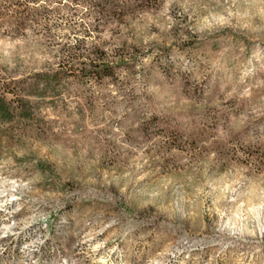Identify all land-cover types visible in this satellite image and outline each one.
<instances>
[{"label": "rangeland", "instance_id": "1", "mask_svg": "<svg viewBox=\"0 0 264 264\" xmlns=\"http://www.w3.org/2000/svg\"><path fill=\"white\" fill-rule=\"evenodd\" d=\"M17 1L0 264H264V0Z\"/></svg>", "mask_w": 264, "mask_h": 264}, {"label": "trees", "instance_id": "2", "mask_svg": "<svg viewBox=\"0 0 264 264\" xmlns=\"http://www.w3.org/2000/svg\"><path fill=\"white\" fill-rule=\"evenodd\" d=\"M14 5L17 7V9H15V11H13V14L16 15L18 19L24 18L25 8L26 7L22 3V1L19 0V1H17V3H14ZM103 11H105V10L103 9ZM74 59H75V53L70 52L69 54L66 55L65 62L67 64H69ZM96 66H98V65H96ZM108 68L109 67L107 65L106 66H102V70H100V71L97 70L96 72L97 73L105 74V72H107ZM58 75H59V73H55V74L51 75L50 77L47 76L46 78H47V80L57 79L58 78Z\"/></svg>", "mask_w": 264, "mask_h": 264}]
</instances>
